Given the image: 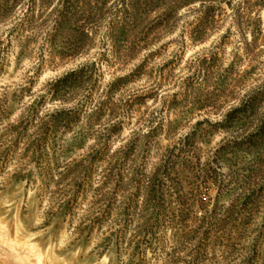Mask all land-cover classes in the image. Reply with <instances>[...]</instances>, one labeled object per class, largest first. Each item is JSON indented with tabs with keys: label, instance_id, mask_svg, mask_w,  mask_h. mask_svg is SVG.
Segmentation results:
<instances>
[{
	"label": "clouds",
	"instance_id": "1",
	"mask_svg": "<svg viewBox=\"0 0 264 264\" xmlns=\"http://www.w3.org/2000/svg\"><path fill=\"white\" fill-rule=\"evenodd\" d=\"M21 2L28 4V0ZM42 2L50 6L42 8ZM159 3L163 6L162 14L152 15L157 18V25L169 28L171 36L165 43H172L176 49L177 62L185 61L183 74L170 85V73L162 76V68L151 66L146 70L139 60L131 59L135 52H122L123 44L116 38L123 27L118 14L119 0H35L36 19L41 20L43 12L51 35L60 33L57 41L60 47L52 45L51 54L42 65L45 70L59 68L43 78L51 81L49 92L53 95L59 92L68 100L59 107L72 111L74 116L81 112L87 115L95 108V101L102 98L105 103L115 101L113 108L128 117L133 115V106H137L135 111L140 114L134 122V134L126 131L121 143L114 146L100 136V128L91 129L90 121H82V131L93 137L72 161L89 173L81 177L83 184L91 182L90 174L97 166L87 155L89 150L100 149L96 159L105 151L109 154L106 174L112 176V182L106 190L96 186L100 197L94 201L99 207V200L107 191L111 206L101 207L103 215L94 213L99 216L97 223L108 221L105 227L93 232L89 216L74 212L81 189L72 190L60 183L69 162L63 154L38 158L22 169L29 178L21 181L8 203L0 204V229L7 226L11 230L20 223L25 234H32L38 250L26 252L2 245L0 264H20L24 256L28 258L26 264H244L251 247L264 238V199L250 209L246 231L237 230V235L227 240L224 236L206 235L216 232L222 217L233 210L237 214L242 212L246 201H257L264 187V158L253 153L247 158L228 159L221 152L246 146L264 126V104L255 110L246 107L259 93L241 91L236 87L240 81L227 73L219 81L206 76L213 61L223 59L225 54L232 63H238L241 56L247 59L249 46L256 47L257 41L256 52L260 54L257 63L264 64V0H159ZM209 3L216 5L215 20L211 11H202ZM66 5L76 24L73 29L61 32L62 18L57 13ZM17 15L19 31L31 26L32 14L27 7ZM6 33L7 28L0 25V39ZM188 36L192 42L198 38L205 42L185 55L186 48L192 47V42L185 43ZM85 41L91 51L79 57ZM68 60L71 62L64 67ZM223 67L227 68L228 63ZM222 71L220 68L216 74ZM255 79L259 91L264 92L260 86L264 79L260 76ZM145 84L149 87L145 88ZM116 89L120 91L113 95ZM144 93L153 98L146 100ZM145 100L140 111L139 104ZM205 105H211V111L217 113L210 120L197 111ZM241 109L244 112L230 123L229 116ZM121 118L118 112L117 119ZM12 122H17L16 117ZM3 131L0 125V133ZM138 146L139 159H129ZM15 156L16 150L9 140L0 139V170ZM57 159L62 166L53 181V170L58 166L53 164L50 168L49 163ZM113 167L118 176L112 174ZM15 170L8 168L9 173ZM157 173L161 196L153 204L142 189ZM50 183L54 185L51 189ZM110 213H114L111 218ZM73 216L77 218L73 220ZM61 231L71 238L61 239ZM90 234L94 236L91 242Z\"/></svg>",
	"mask_w": 264,
	"mask_h": 264
},
{
	"label": "rangeland",
	"instance_id": "2",
	"mask_svg": "<svg viewBox=\"0 0 264 264\" xmlns=\"http://www.w3.org/2000/svg\"><path fill=\"white\" fill-rule=\"evenodd\" d=\"M50 4L42 2V8L49 7ZM27 7V11L31 13V26L25 28L24 31H19L16 23L19 19L18 11ZM163 6L159 0H119L118 14L123 20V27L117 34V40L123 44L122 52L133 51L135 55L131 57L133 60H139L144 64L146 70L149 66L160 69L162 76H168V84H172L174 80H178L183 74L185 61L180 59L177 62L176 49L172 43H165L171 36L168 27L163 24L157 25V18L153 17V12L158 15L162 14L160 9ZM187 9V5L183 6ZM166 10V9H165ZM202 11H211L212 19H216V5L206 4ZM62 18L60 31L64 32L75 27L76 22L73 21L71 12L67 5L65 9L57 13ZM41 20L36 19L35 0H28V4H22L21 0H0V25L7 28V33L3 39H0V125L3 126L4 131L0 133V139L9 140L10 144L16 150V156L11 162L6 164L0 170V204L8 203L9 196L14 195L18 190L17 186L23 179L29 178L22 169L28 163H35L38 158L45 156L63 154L66 161H69L65 166L64 173L60 176V183L64 184L66 188L72 190L81 189L77 193L78 208L74 210L79 216H89L91 220V227L93 232H99L107 224V220L97 223L99 216L94 213L101 212V207H110L108 203V193L105 191L104 198L99 200V207L94 201L100 197V191L96 186H100V190H106L108 185L112 182V176L107 175L108 169L106 165L109 162V154L107 151L103 156L96 159L99 148L91 149L87 153L89 158L96 163V168L90 174V183L83 184L81 177L89 175L87 170L76 162H72L73 158L78 157V154L84 151L87 140L93 138L86 135L82 131V121L88 120L91 122V129L100 128V136L107 138V143L114 146L121 143L124 133H132L136 117L140 114L136 112L137 106H133V115L128 117L123 114L120 109L113 108L115 101L105 103L101 98L95 101V108L91 113L84 112L74 116L72 111L65 110L59 107L68 100L60 96L59 92L53 95L48 91L51 84L50 80L43 79L48 73L59 71V68H48L45 70L42 65L45 58L51 54V47L55 45L59 48L57 41L60 39V33L52 36L48 31L47 20L43 18L41 12ZM171 24V21L169 22ZM11 25V27H8ZM213 34L215 32L213 31ZM85 35H87L85 33ZM224 39V38H222ZM192 42L191 36H188L185 43ZM205 39L198 38L192 42V47H187L185 55L193 52V49H198ZM225 44L227 40L225 39ZM259 47L257 41L256 47L249 46L247 59L243 56L239 57L238 63L229 62L228 55L225 54L223 59L217 58L213 61V67L206 73L207 79L219 81L227 73L229 77H234L240 82L236 85L241 91L248 89L251 94L256 91L259 94L254 95L246 106L249 109L255 110L258 105L264 104V92H260L257 88V80L255 77L260 76L264 79V64L257 63L259 53L256 48ZM91 49L87 41L84 47L81 48L79 57L87 56ZM238 55V54H237ZM219 56V54H217ZM56 59H59L57 56ZM235 59V57H233ZM251 61V63L249 62ZM66 61L64 67H67ZM228 63V67L223 65ZM117 71L116 65L112 66ZM222 68L223 71L217 75V70ZM143 79V77H141ZM88 83H91L89 81ZM264 87V83H261ZM145 88L149 85L145 84ZM121 88H126V85H121ZM79 89H77V92ZM120 89H116L119 92ZM105 93L104 95H106ZM146 100L152 99L150 95L144 93ZM93 99H95L93 97ZM143 101L139 104L140 111H143ZM127 103V101H121ZM227 101H225V104ZM208 109V111H205ZM198 112L202 113L209 120L212 115L217 114L211 111V105H205L204 108H198ZM120 113L121 119H117V113ZM241 109L238 112H233L229 116L231 123L234 118L243 113ZM17 113H20L17 116ZM44 113V115H41ZM13 117H16L17 122L13 123ZM125 121H130L125 123ZM241 121H237L240 123ZM30 129L32 131H30ZM131 143V140L129 141ZM51 150V151H49ZM141 151L138 146L129 154V159L136 157L139 159L137 153ZM222 155L228 159L239 158L253 153L261 158H264V126L260 127L259 132L252 136L247 145H240L236 149H222ZM18 157V159L16 158ZM7 159V156L5 157ZM53 164L56 167L53 170L51 179H57L56 173L59 171L60 162L50 161L49 167ZM15 167V171L8 172V168ZM246 171V166L244 167ZM113 175L118 176L116 168L111 169ZM158 177L159 173L152 176L150 180L146 181V186L142 189L148 193L151 202L155 204L161 193L158 191ZM49 189L53 188V184L48 185ZM260 199H264V187L261 188L257 201L252 203L245 202L246 206L242 212L233 210L231 213L222 217L216 226L215 233H206L213 238L224 236L225 240L229 237L237 235V230L246 231L248 224L245 223L248 219L249 211L255 206V203ZM137 205L139 206V195L136 197ZM55 203V201H53ZM63 210V209H62ZM114 213L109 214V218ZM123 215V209H121ZM77 216H73L75 220ZM61 239L68 238L70 235L67 232L61 231ZM94 238L92 234L89 235V242ZM225 241H221L224 244ZM8 245L10 248L19 247L26 252H33L38 250L37 242L32 237L31 233L25 234L20 223L14 225L10 230L7 226L0 229V246ZM250 255L246 258L244 264H264V238L257 241L250 249ZM27 257H21L20 264H26Z\"/></svg>",
	"mask_w": 264,
	"mask_h": 264
}]
</instances>
